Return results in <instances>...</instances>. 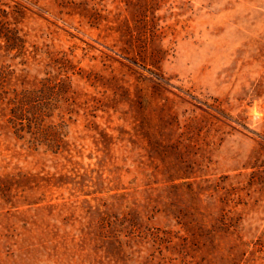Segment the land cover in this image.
<instances>
[{"label": "rangeland", "instance_id": "1", "mask_svg": "<svg viewBox=\"0 0 264 264\" xmlns=\"http://www.w3.org/2000/svg\"><path fill=\"white\" fill-rule=\"evenodd\" d=\"M0 264H264V0H0Z\"/></svg>", "mask_w": 264, "mask_h": 264}, {"label": "trees", "instance_id": "2", "mask_svg": "<svg viewBox=\"0 0 264 264\" xmlns=\"http://www.w3.org/2000/svg\"><path fill=\"white\" fill-rule=\"evenodd\" d=\"M27 99L28 96L26 98V96L18 97V95H15V99L11 101L14 108L10 109L11 117L9 122L14 128L15 135L23 133L20 139H24V137L28 135L29 139L37 141V136L42 135V128L40 126L42 125L41 123H43L44 116L42 111L37 106H31L33 104L29 101L27 102ZM43 145H46L52 150V143Z\"/></svg>", "mask_w": 264, "mask_h": 264}]
</instances>
